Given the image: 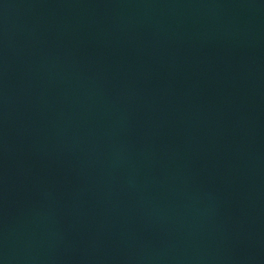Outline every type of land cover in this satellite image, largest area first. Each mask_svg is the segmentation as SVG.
I'll return each mask as SVG.
<instances>
[{
    "label": "water",
    "instance_id": "95a60500",
    "mask_svg": "<svg viewBox=\"0 0 264 264\" xmlns=\"http://www.w3.org/2000/svg\"><path fill=\"white\" fill-rule=\"evenodd\" d=\"M0 264H264V0H0Z\"/></svg>",
    "mask_w": 264,
    "mask_h": 264
}]
</instances>
